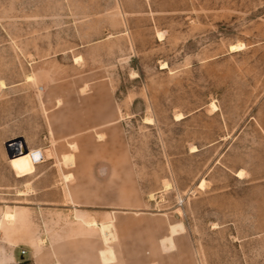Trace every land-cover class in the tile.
Here are the masks:
<instances>
[{"label":"rangeland","instance_id":"rangeland-1","mask_svg":"<svg viewBox=\"0 0 264 264\" xmlns=\"http://www.w3.org/2000/svg\"><path fill=\"white\" fill-rule=\"evenodd\" d=\"M0 224V264H264V0H0Z\"/></svg>","mask_w":264,"mask_h":264},{"label":"bare ground","instance_id":"bare-ground-1","mask_svg":"<svg viewBox=\"0 0 264 264\" xmlns=\"http://www.w3.org/2000/svg\"><path fill=\"white\" fill-rule=\"evenodd\" d=\"M242 45L238 44L232 46L230 48L231 52L240 50L242 48ZM163 68L165 69L167 68V66L163 65ZM27 81L28 82L32 81V77H27ZM181 119L182 117L180 116L176 117V120H181ZM8 145H9V149H11L13 151V154H15L14 157L9 159L12 170L16 176H18L19 174L27 173L29 170H32L36 164H40L44 160L40 149L30 153V151H28V148H26L24 142L17 140L16 142H11ZM195 151L196 149L192 148L191 152H195ZM61 157H62L60 163L61 166L67 169L68 168L72 169L73 166L75 165V158L71 154H65L62 155ZM240 174L241 173L239 172L238 175ZM68 178L69 176H65V179ZM202 186H203V182L199 185L198 189H201ZM18 193H19L18 195L20 196H25V191H19ZM13 217L14 216L12 214H7V213H5L3 216L4 220L8 222L11 221ZM85 226L88 228L91 227L93 228V226H96V223L94 222L86 223ZM97 227L98 230H100L101 235L106 243H112V241L115 240L116 233L115 230L113 229V218L111 219V222L99 224ZM0 228H1V224H0ZM168 228L172 236H177L180 231L184 230L181 224H173L170 225Z\"/></svg>","mask_w":264,"mask_h":264},{"label":"water","instance_id":"water-1","mask_svg":"<svg viewBox=\"0 0 264 264\" xmlns=\"http://www.w3.org/2000/svg\"><path fill=\"white\" fill-rule=\"evenodd\" d=\"M18 140L21 141V142H24V140H22V138H18ZM8 144H9V143H7V144L5 145V150H6L7 157H8V159H9V158L14 157L15 154H13V151H12L11 149H9V145H8Z\"/></svg>","mask_w":264,"mask_h":264},{"label":"crops","instance_id":"crops-1","mask_svg":"<svg viewBox=\"0 0 264 264\" xmlns=\"http://www.w3.org/2000/svg\"><path fill=\"white\" fill-rule=\"evenodd\" d=\"M26 196H28V195H26ZM86 223H88V222H86ZM101 259V258H100Z\"/></svg>","mask_w":264,"mask_h":264}]
</instances>
